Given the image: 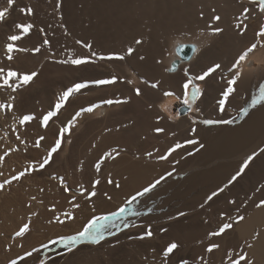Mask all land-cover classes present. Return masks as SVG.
<instances>
[{
    "label": "bare ground",
    "instance_id": "1",
    "mask_svg": "<svg viewBox=\"0 0 264 264\" xmlns=\"http://www.w3.org/2000/svg\"><path fill=\"white\" fill-rule=\"evenodd\" d=\"M16 1L18 0H14V3ZM3 3L0 10L7 9L8 14L4 21L0 23V34H9L11 23L7 21L9 18L17 17L19 8H16L17 6H14V3L9 6L8 0ZM18 3L21 4V1H18ZM91 12L94 15L101 16L102 13L103 16L104 14L106 16L105 24H107V27L98 30L101 32L102 40L97 42L103 44L100 48L98 47L100 52L103 51V53H107L106 55L108 53H119L124 56V52L126 51L128 54V49L132 48L135 50V54L133 53L130 57L125 55L122 65L116 63L124 70L121 68L119 70V66L114 63L110 65V69L115 75L117 72L124 71V76L119 75L121 80L117 81L116 84L107 85L102 89H96L97 87L87 89L84 94L86 95L89 92L91 94L86 98H82L84 94L79 95L76 101L78 103L92 101L93 99L90 96L104 94L103 98L100 96V100L95 99L94 101L102 103L103 100L114 99V101L124 102L113 103L112 105L100 104V106L96 102L99 109L96 108L92 113H82L79 116L76 114L72 126L82 128V133H85L87 129L97 123L105 125V128L108 127V121L113 116L118 115L114 119L119 120V122L120 120H126L125 116L137 119V126L140 128H138L139 131L136 128V132L134 129L130 132L132 138L130 137L131 141L126 144L129 151L120 155L117 153L118 149L116 152L114 151L121 157L116 160V167L110 163L105 171H108V175L109 173L113 175L114 186L118 183L123 191L132 194L138 193L139 190L142 191L143 188L161 177H165V179L151 193L139 197L132 207L139 209L140 207L137 206L141 202H149L162 196L159 204L149 210L143 209V212L140 210L141 213L163 211L164 215H161L162 217L153 218L151 216L153 213L149 215V218L152 217L151 222L156 221V219L161 222L160 219L164 220L165 218L166 223L167 221L171 223L167 228V235L185 236V238L190 235L195 238V241L200 239L194 250L206 247V242L211 241V239L214 240V237H216L211 235L214 231L209 233L210 226L208 224L204 228L205 231L198 228L200 225L209 223L215 227L219 223L221 225L224 222H235L239 215H243L245 219L237 225L234 233L235 238L248 246L247 255L254 264H264V206L257 207L260 201L264 200V153L259 151L264 148V105H258L256 108H252L251 105V100L258 95L260 87H264V36L259 35L264 30V13L260 12L259 5L252 3L251 0H100ZM217 15L221 17L220 21L214 19ZM237 25H240V27L237 28ZM216 27L223 28L224 31L220 34H214L213 30ZM137 40L142 41V43L137 44ZM253 43L257 45L256 49L249 54L248 60L243 62L240 69L237 70L235 61ZM184 44L194 47V54L190 59L183 57L177 51L180 45ZM17 60L15 61L17 62ZM36 60L38 62L44 61V59L38 57ZM215 64L221 65L216 72L211 73L203 81L196 79ZM88 68L93 69L94 67ZM73 69L68 65L66 74L69 77L76 72ZM96 69L97 72L101 73L103 67H95L92 71L95 72ZM116 70L117 72H115ZM88 71L92 73L91 70L88 69ZM88 71L86 70L87 73ZM237 71L240 73V79L234 86L236 91L229 97L225 110L221 112L218 100L222 98V94L229 86V81L236 78L235 73ZM86 72L82 74L85 81L89 79ZM96 74V78L90 79L97 80L100 79V75L101 78L105 76L103 73ZM76 76L72 77L69 85L75 82L73 78ZM189 78H192L194 86L202 87V96L194 105L195 111L192 114L184 115L176 121L172 120L165 112V107L172 102V97L183 99V85ZM122 79L124 82H122ZM77 80L79 81V79ZM154 83L159 86L157 88L151 87ZM38 85L40 84L38 83ZM137 88L141 90L142 94L140 96L135 94ZM45 90L51 91L48 88ZM62 92L63 88L56 86L55 97L52 96L55 104ZM167 92H173L175 95L168 96L166 95ZM43 93L45 94V92ZM73 103L70 100L68 110L74 107ZM46 104L43 99L41 105L47 110L50 105L47 106ZM86 106L89 107V104ZM244 108L249 109L248 115L243 114L242 110ZM195 119L197 120L195 121ZM207 119L214 121L232 120L233 122L231 124L215 123L207 125L203 123ZM157 128H163L164 132L157 133ZM193 129L195 132H193ZM130 130H132L131 127ZM188 140H198L199 144H203L204 147L200 148L199 144H188ZM110 141L116 142L112 139L106 140L104 143ZM101 143H96L98 147L97 154H94L96 158L100 156L104 149ZM177 143L181 144L182 147L179 148L180 150L177 149L178 151H175L174 155L179 158L183 157L181 158L183 160L176 168H172L174 166L169 167L166 162L163 163L160 159L161 155L165 153L163 152L164 148L161 149L160 146H166L167 149V147L171 146L172 148ZM107 145L110 144H104V146ZM192 150L193 152L195 150L196 153H193ZM70 151V147H66L62 149L60 156H58V162L65 161L67 168L68 163L73 162L72 159L74 158L70 154H75V149L69 154ZM119 153H122V151ZM253 153H257L255 159L244 170V173L234 183H231V178L236 175L243 163ZM68 154L73 158H69ZM169 172L172 175L169 176ZM225 184H228L229 187L223 193L214 197L212 201H207V197L213 191H218ZM114 186L100 190L102 193L107 194L108 192L111 196L114 194V197H116L117 191L114 190ZM132 194L128 193V195ZM14 197H5V203L13 201ZM231 201H235V203H231ZM120 202L118 203L121 205ZM202 204L203 207H201ZM115 211L113 210V212ZM181 211L185 212L186 215L179 216ZM108 213L106 212V215ZM141 213L140 218L142 217ZM102 214L100 213V215ZM221 214H225L223 218ZM200 215L205 219L200 218ZM145 216L143 217L147 218ZM173 217L176 218L173 219ZM131 220L133 219L130 218ZM125 223L130 224V222H124L123 224L125 225ZM124 225H122V229ZM174 231L177 232L174 233ZM158 241L160 240L158 239ZM76 252L78 253V251Z\"/></svg>",
    "mask_w": 264,
    "mask_h": 264
},
{
    "label": "rangeland",
    "instance_id": "2",
    "mask_svg": "<svg viewBox=\"0 0 264 264\" xmlns=\"http://www.w3.org/2000/svg\"><path fill=\"white\" fill-rule=\"evenodd\" d=\"M6 1L0 0V4L2 3L0 6H2L4 4L3 2ZM18 1H21V4H19ZM18 1L14 3V6L19 8L17 17H13V19L11 18L12 20L10 18L8 21L6 20L11 23V31L9 34H0V69H4L5 75L9 70L16 71L21 75L30 74L35 71L39 73V75L32 81L34 83L31 82V85L28 84L26 86H22L16 92H12L11 89L7 88L0 89V104L12 105L11 109L0 108V184H4V189L0 190V264H10V261L13 259L19 260L20 264H45V262L46 264H181L185 262H187V264H232V258H235L238 253L243 251L247 254L246 250L248 246L239 239H236L234 234L237 225H239L241 221L233 223L232 229L225 231L220 236L214 237V240L211 239L212 242H206V247L198 250L194 249L197 247L200 239L195 241V238L190 235L188 238H185V236H173L171 233H169L171 235H167L166 231H162V229H167L169 227L171 224L169 221L166 223L165 218V221L160 219L161 222L157 221V219L153 222L150 220L152 217H162L164 215L162 210H160L162 212L157 211L158 213H153V211V214L149 212H144L145 214L141 213L143 209L149 210L153 208V206L155 207L159 204L162 196H159L160 198L157 197V199H152L149 202H141V205L139 204V206H137L138 208L140 207L139 209L134 208L136 209L135 211L138 210L137 212L139 215L128 216L125 222H130V224L132 223L135 228L132 225L130 226L131 228L129 227L130 229L127 227L125 230V225L123 224L124 222H119L118 224L124 225V230L121 228L122 225H119V229L116 228L112 230L116 233V235L108 236L99 245H82L73 252L68 253L62 245L51 243L53 240L75 235L82 231L88 220L95 218V216H99L102 212H104L102 215H106V212H109L107 215H112L118 211L119 206H127L128 198L130 199L135 193L132 194L131 192H125V190L123 191L120 188L121 186H114L115 181L112 177L113 175L111 173L108 175V171H105V169L110 165V163L114 164L116 167V160L121 157L118 156V154H124L129 151V147L126 146V144L131 141L132 137L130 136V132L134 130L136 132V130L140 127L137 126V119H133L134 117L129 118L125 116L126 120H120L119 122V120L114 119L117 118L118 115L115 117L113 116L111 120L108 121V127L106 128L105 125L97 123L92 125L89 128L90 130L87 129L85 133H82V128L72 126L70 128V133L65 134L61 148L53 154L51 162L45 166V168H39V164L42 162L43 158L47 156L51 146H54L55 141L58 139L60 129L62 127H66L67 124H72L74 117H76V114L82 109L81 107L86 108L88 107L86 105L89 104V106L92 105L94 109L97 108L98 110L99 107L96 102L99 106L100 104H105L103 102L104 100L101 101L102 103H99L100 101H94L95 99L100 100L103 98L104 94H95V96H90L93 99L92 101L76 102L77 97L86 93L87 89H92V87L102 89L105 87H99L90 83L89 87L91 88L88 87L82 89L79 93L74 94L75 96H71L65 103L64 107L61 108L62 110H60L58 115L49 121L47 127H44L42 124L43 115L47 114L49 111H54L55 109L54 94L56 86L63 88V91H65L77 82L94 81L93 79L96 78V73H103L105 75L103 78H101L102 76L100 75V79H110L115 77L116 80L119 81L121 80L120 76H124V71L117 72L116 70L115 72L117 73L115 75L114 72L111 71L112 69H110V65L112 63L122 65L123 60L105 59L103 62L101 59H98V57L123 55H120L119 53H108V55H106L107 53L105 54L103 51L100 52V49H98V47L100 48L103 45L100 43L99 45L97 42L102 40L101 32L98 30H102L107 27V24H105L106 16L105 14L103 16L102 13L101 16L98 14L94 15L91 11H93V8L98 5L100 0ZM21 9H25V11L22 12ZM27 9H31L32 13L28 14ZM29 23L34 27L28 34L23 36L21 41L12 42L8 39L9 35L21 34L20 30L16 27L17 25H26ZM41 29L43 31H41ZM45 40L49 43L44 44ZM77 41H81L82 43H77ZM9 43H14V46L23 47L27 49V51L15 52V54L14 52L8 53L7 45ZM83 43H88L92 46L94 45V47H92L93 49L89 51L88 48L82 45ZM36 47H40L41 51L39 53L34 52ZM92 50L95 53L97 52V56L91 55ZM133 53L135 54V51ZM9 54L14 56L10 61L7 59ZM43 54L47 57L45 55L43 56ZM125 55L128 57L132 56L128 55L126 51L124 52V56ZM37 57L39 59H44V61L38 62L36 60ZM73 57H90L92 60H95V63L74 67L71 64L63 65L54 62L56 60L71 59ZM16 59H18L17 62L15 61ZM40 63L42 64L40 65ZM118 64H116V66H119ZM68 65L76 71L70 77L66 74ZM98 66L103 67L101 73L97 72V69L93 72L92 70ZM88 67L94 68L90 69ZM118 68L119 70L123 69L121 66ZM88 69L91 70L92 73H89L90 71H88ZM84 72L88 74L87 78H89L86 79V81L83 80L82 74H84ZM76 74L79 76L77 77ZM74 76H76L73 78L75 82L72 85H69V82L72 81V77ZM77 79H79V81ZM16 82L17 81L15 79L9 81V83L13 84ZM122 82H124L123 79ZM0 83H2V81H0ZM38 83L40 85H38ZM196 87L202 89L201 86ZM44 88L51 89V91L53 90V93L50 90H45ZM189 91H191V88ZM43 92H45V94ZM89 94H91V92L86 95L84 94L82 98L88 97ZM13 97L15 98L14 100L12 99ZM172 98V102L167 105L168 108L167 111H165L170 118L175 117V119L171 118L172 120L176 121L180 117L190 115L195 111L194 105L196 103L193 105L192 109H189L187 105L183 103L182 98ZM43 99L46 101L47 106L50 105V108H47V110L41 105ZM70 100H72V103L74 102V107H71V109L68 110L67 107ZM112 100L114 101V99ZM37 104L40 105L38 106ZM33 106H35L34 109ZM26 115H32L35 119L27 123H21V120ZM196 120L197 119H195V121ZM130 127L132 130H130ZM137 131H139V129ZM41 136H43L44 139L40 140V146L36 147V141L39 140ZM17 137H19V139ZM112 139L116 140V142L110 141L104 143L106 140ZM68 141H71V143ZM96 143H101L104 148L100 156L97 158L94 155L97 154L96 151L98 152ZM104 144L110 145L104 146ZM66 147H70L71 151L69 154L75 149V154H70L74 158L68 154L69 158H73V162L70 164L68 163V168L65 165L66 163H64L65 161L58 162L60 152H62V149H65ZM172 147H174V145ZM160 148H164L163 152L166 153L162 155H167L171 146L166 149V146L163 147L162 145ZM178 150H176V152ZM114 151H117L118 154L114 153ZM121 151L122 153H119ZM194 152L196 153L195 150ZM174 153L175 152H173L170 157L168 156L166 160L161 159L163 163L166 162V165L169 167L174 166L172 168H176V166L183 160L181 159L183 157L179 158L175 156ZM190 153L189 155L193 154ZM109 154H111V156H109ZM69 158L68 161L70 160ZM96 163L100 165L99 171H97ZM21 171H26V175H24L20 180L12 181L11 184L7 183L8 180H11L13 176L19 174ZM109 180L114 183H109ZM96 181H99V183L97 184ZM112 186L115 187L114 190L117 191V193L119 190V193H116L115 195L116 197H114V194L111 196L110 193H102L100 190ZM92 191L96 192L95 196L90 195ZM128 193L132 195H128ZM12 196H15L13 201L5 203L4 198H11ZM120 196L123 197L121 198ZM33 197H35V199H33ZM117 201H121V205ZM123 202L126 204H123ZM77 204L79 207H76ZM112 209L114 211L117 209V211L113 212ZM140 213L142 215L141 218ZM65 214L68 215L66 216ZM149 215L152 217L149 218ZM143 216L149 219L144 218ZM135 217L137 218L135 219ZM199 217L202 219L204 218L202 215ZM130 218L133 220L130 221ZM86 219L87 221H85ZM59 221H63V223H60ZM25 223L29 224V232H27L23 237H17L15 233ZM207 224L210 226L209 233H211L212 231H218L223 223L220 225V223L218 224L217 222L218 225H215V227L206 223L205 225H200L198 228L205 231L204 228ZM149 226L153 231V236L151 238L146 237L142 240L139 239L138 237L144 235ZM176 232L177 231H174V233ZM158 239L160 241H158ZM172 242L178 243L179 247L174 250L172 254L165 256V249H167V246ZM45 244L49 245V247L44 248ZM213 244H219V248H213L211 252H208L207 249ZM29 251H31L33 255L31 257H26V253ZM76 251H78V253ZM67 255L68 257H66ZM21 257H26V259L21 260ZM249 262H251L250 264L253 263L247 255L246 260L242 261L241 264H249Z\"/></svg>",
    "mask_w": 264,
    "mask_h": 264
},
{
    "label": "snow or ice",
    "instance_id": "3",
    "mask_svg": "<svg viewBox=\"0 0 264 264\" xmlns=\"http://www.w3.org/2000/svg\"><path fill=\"white\" fill-rule=\"evenodd\" d=\"M252 3L254 4H258L259 5V10L261 13H264V0H251ZM14 3V0H8V4L9 6L12 5ZM22 12L25 11V9H21ZM27 13L31 14L32 10L31 9H27ZM8 14V10L4 9V10H0V22L4 21L5 17ZM214 19L216 21H220L221 17L219 15L215 16ZM19 30L21 34H16V35H11L9 36V40L12 42H18L21 41L23 39V36L28 34L30 32V30L34 27L32 24H20L16 26ZM240 25H237V28H239ZM41 31H43L41 29ZM224 30L223 28L220 27H216L213 30L214 34H220L222 33ZM242 34V33H241ZM259 35L264 36V30H262ZM49 42L47 40L44 41V44H48ZM77 43H82L81 41H77ZM137 44L142 43V41L137 40L136 41ZM83 46L88 48L90 51L92 49V45L88 44V43H83ZM257 45L255 43H253L246 51H244L239 58L235 61V68L237 70L240 69L241 64L243 62H245L246 60H248L249 54L252 53L255 49H256ZM7 51L8 53H13V52H26L27 49L20 47V46H14V43H9L7 45ZM41 51L40 47H36L34 49V52L39 53ZM135 50L132 48L128 49V55H132V53ZM92 56H97V53L92 52L91 53ZM8 60H12L13 56L11 54L8 55L7 57ZM98 59L101 60H123L124 56H99ZM141 59H143V57H141ZM55 63L58 64H71L72 66L75 67H80L83 65H87L90 63H95V60H92L90 57H73L71 59H63V60H56L54 61ZM221 67L220 64H215L213 67L209 68L207 72H205L202 75H199L198 77H196V79H199L201 81L205 80L207 76L211 75V73H214L217 71V69H219ZM39 75V73L33 71L30 74H18L16 71H11L9 70L7 72V74L5 75L4 73V69H0V81H2V83H0V89L3 88H7V89H11L12 92H16L18 89H20L22 86H26L28 84H30L35 77H37ZM236 78L235 79H231L229 81V86L227 87L226 91H224V93L222 94V98H220L218 100V104H219V110L221 112H223L225 110V106H226V102L228 101L229 97L232 96V94L236 91V88L234 87L238 80L240 79V73L239 71H237L235 73ZM15 79L17 82L16 83H9L10 80ZM94 84L96 86H107V85H113L117 83V80L115 77L110 78V79H97L91 82H77L75 83L72 87H69L67 90L63 91L62 94L59 96L58 102H56L55 104V110L54 111H49L47 112V114L43 115L42 118V124L44 127H47L49 124V121L53 119V117H56L58 115V113L60 112L61 108L64 107L65 103L69 100V98L71 96H73L76 93H79L82 89L88 88L89 84ZM159 85L158 84H152L151 87L153 88H157ZM191 86V91H189V88ZM183 89H184V94H183V103L185 105H187V107L189 109L193 108V105L196 103V101L202 96V92L201 89L199 87H196L192 84V78H189L188 81L186 83H184L183 85ZM135 94L137 96H140L141 90L139 88H137L135 90ZM166 95L168 96H173L175 95V93L173 92H167ZM13 100L15 99L14 97L12 98ZM124 101H113L112 99H108L105 100L104 103L107 105H112L113 103H122ZM251 105L252 108H256L258 105H264V87H260L258 95L253 98L251 100ZM0 108H4V109H11L12 105L11 104H0ZM94 111V107L89 106L86 108H82L80 110L79 113H77V116L81 115L82 113H92ZM165 111H167V107H165ZM243 114L244 115H248L249 109L248 108H244L243 110ZM172 119H175V117H171ZM35 119L34 116L32 115H26L23 117V119L21 120V123H27L31 120ZM233 121L232 120H223V121H214L211 119H207L205 121H203V123L207 124V125H212L215 123H225V124H231ZM72 127V124H68L66 127H62L60 129L59 132V137L58 139L55 141L54 146H51L50 150L48 151V154L45 158H43L42 162L39 164V168L43 169L45 168V166H47L53 157V154L56 153L62 145V142L64 140L65 134L66 133H70V128ZM157 133H163L164 129L163 128H157L156 129ZM193 132H195V130L193 129ZM19 139V137H17ZM44 137L41 136L39 138V140L36 141L35 146L39 147L40 146V140H43ZM69 143H71V141H68ZM188 144H199L198 140H188L187 141ZM182 145L177 143L174 147H172L169 151L167 155H162L160 157V159L162 160H166L168 158V156H170L173 152H175L177 149L181 148ZM200 148H203L204 145L203 144H199ZM199 150V149H197ZM261 153H264V148H261L259 150ZM257 155V153H253V155H250L247 160L243 163L242 167L239 169V171L236 173V175H234L231 178V183H234L239 176H241L244 173V170L247 169L249 167V165L251 164V162L253 161V159H255V156ZM109 156H111V154H109ZM97 171L100 170V165L97 164L96 165ZM24 175H26V171H21L19 174L13 176L11 178V180H8L7 183L11 184L12 181L14 180H20ZM168 175H172L171 172L168 173ZM62 179V178H61ZM165 179V177H161L160 179H157L154 183H151L149 186L143 188L142 191L136 193V195H133L128 201H127V206L124 207H120L119 210L115 213H113L112 215H100V216H96L95 218L91 219L90 222H88L86 224V226L83 228L82 231L78 232L75 235H70L67 237H63L60 238L58 240H53L51 243L52 244H59L62 245L64 249L67 250L68 253L73 252L74 250H76L79 246L82 245H99L101 244L102 241H104L108 236H114L116 235L115 232H113V229H116L119 227L118 222H125L126 218L131 214V215H139V213H137L134 209V207H132L133 203L135 201L138 200L139 197H144L146 194L151 193L156 187L157 185H159L162 180ZM109 183H113V181L109 180ZM96 183L98 184L99 181H96ZM117 187H119L120 185L117 183L116 184ZM229 187L228 184H225L224 187H220L218 189V191H213L211 193V195H209L207 197V201H212L214 197L218 196L220 193H223L225 191V189ZM4 189V184H0V190ZM91 196H95L96 192L92 191L90 193ZM33 199H35V197H33ZM110 199V197H109ZM231 203H235V201H231ZM260 206H264V200L260 201V204L257 205V207ZM76 207H79V205L77 204ZM201 207H203V204L201 205ZM66 216L68 214H65ZM186 215L185 212L181 211L179 213V216H184ZM225 214H221L222 218L224 217ZM69 218H74V217H69ZM176 217H173V219H175ZM245 219V217L243 215H239L236 219L235 222H225L222 224V226L219 228L218 231H214L211 233L212 236H220L222 235L225 231L232 229L233 227V223H238L240 221H243ZM60 223H63V221H59ZM132 225H128L127 223H125V227H130ZM29 224L25 223L16 233L15 235L17 237H23L27 232H29ZM162 231H167V229H162ZM153 236V231L151 229V227L149 226L146 230V233L144 235L139 236V239H145L147 238H151ZM49 245L45 244L44 248H48ZM179 245L176 242H172L167 246L166 252H165V256H168L169 254H172L174 252V250L178 249ZM213 248H219V244H213L211 245L207 250L208 252H211L213 250ZM33 255V253L31 251L26 253V257H31ZM26 257H21V260L26 259ZM247 258V254L244 253L243 251H241L240 253H238L236 255L235 258H232V264H241L242 261H245ZM10 264H20L19 260L13 259L10 261ZM46 264V262H45ZM185 264H187V262H185ZM250 264V262H249Z\"/></svg>",
    "mask_w": 264,
    "mask_h": 264
},
{
    "label": "water",
    "instance_id": "4",
    "mask_svg": "<svg viewBox=\"0 0 264 264\" xmlns=\"http://www.w3.org/2000/svg\"><path fill=\"white\" fill-rule=\"evenodd\" d=\"M177 51H179V53H181L183 57L190 59L194 54V47L192 45L184 44V45H180ZM181 264H185V263H181Z\"/></svg>",
    "mask_w": 264,
    "mask_h": 264
}]
</instances>
